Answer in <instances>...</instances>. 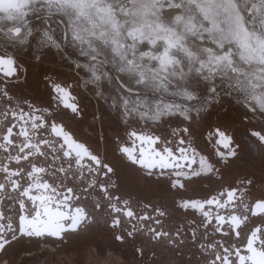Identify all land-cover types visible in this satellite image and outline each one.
<instances>
[{"label": "snow or ice", "instance_id": "obj_1", "mask_svg": "<svg viewBox=\"0 0 264 264\" xmlns=\"http://www.w3.org/2000/svg\"><path fill=\"white\" fill-rule=\"evenodd\" d=\"M0 264H264V0H0Z\"/></svg>", "mask_w": 264, "mask_h": 264}, {"label": "flooded vegetation", "instance_id": "obj_2", "mask_svg": "<svg viewBox=\"0 0 264 264\" xmlns=\"http://www.w3.org/2000/svg\"><path fill=\"white\" fill-rule=\"evenodd\" d=\"M31 248L34 253H37L38 246L34 243L26 242L25 244L19 246L15 252V255L18 258H24L26 253L24 252V249Z\"/></svg>", "mask_w": 264, "mask_h": 264}, {"label": "rangeland", "instance_id": "obj_3", "mask_svg": "<svg viewBox=\"0 0 264 264\" xmlns=\"http://www.w3.org/2000/svg\"><path fill=\"white\" fill-rule=\"evenodd\" d=\"M36 254H37V255H39V253H38V252H37Z\"/></svg>", "mask_w": 264, "mask_h": 264}]
</instances>
